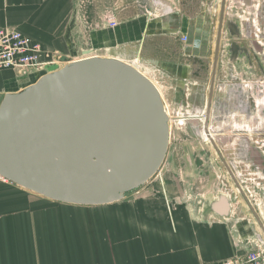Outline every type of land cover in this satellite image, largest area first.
Here are the masks:
<instances>
[{
	"label": "crops",
	"instance_id": "crops-1",
	"mask_svg": "<svg viewBox=\"0 0 264 264\" xmlns=\"http://www.w3.org/2000/svg\"><path fill=\"white\" fill-rule=\"evenodd\" d=\"M72 6V0H0V27L41 31L46 47L65 57L107 48L105 56L145 63L152 59L151 43L168 32L186 33L189 50L195 39V27L185 22L190 17L172 28L168 14L143 11L110 28L112 9L85 10L71 22ZM170 68L173 75L186 70L177 61ZM1 71L14 76L3 81L0 93L22 77ZM164 170L162 180L150 179L100 206L54 201L0 176V264H211L252 249L255 226L248 217L222 216L217 207L197 210Z\"/></svg>",
	"mask_w": 264,
	"mask_h": 264
},
{
	"label": "water",
	"instance_id": "water-1",
	"mask_svg": "<svg viewBox=\"0 0 264 264\" xmlns=\"http://www.w3.org/2000/svg\"><path fill=\"white\" fill-rule=\"evenodd\" d=\"M226 8L227 0H221L208 115ZM63 60L47 64L35 82L0 93V176L62 203L120 201L153 178L166 159L171 125L164 98L135 64L118 57L85 50L79 59ZM238 98L246 110V95L240 92ZM227 140L219 137V143ZM228 202L226 197L215 202L222 216L231 213ZM253 213L264 233L263 221Z\"/></svg>",
	"mask_w": 264,
	"mask_h": 264
},
{
	"label": "rangeland",
	"instance_id": "rangeland-1",
	"mask_svg": "<svg viewBox=\"0 0 264 264\" xmlns=\"http://www.w3.org/2000/svg\"><path fill=\"white\" fill-rule=\"evenodd\" d=\"M72 2L71 22L85 10L103 14L112 9L121 21L143 11L154 17L168 14L165 21L172 28L180 17H190L185 21L195 27V39L192 38L190 50L188 47L183 49L180 35L177 33L176 36L173 30V33L168 32L159 41L157 39L151 43V51L154 49L151 61L145 63L139 57L136 58V62L144 64L141 69L160 86L164 101L170 108L169 150L161 169L151 180H162L160 173L165 169L166 175L172 174L167 180L171 184L172 181L175 183L176 192L182 191L189 196L193 206L205 213L212 212L214 208L216 210L215 202L220 198H228L231 213L241 218L246 216L254 224L255 239L251 248L260 247L264 257V233L253 213V210L256 211L264 223V0H227L229 7L226 8L209 115L204 112L209 97L221 0ZM29 33L41 43L46 60L59 64L65 62V56L57 55L41 41V31L38 35ZM81 56L82 52H78L68 58L79 59ZM176 61L186 69L184 74L173 75L170 72L171 63ZM41 73L37 68H32L19 77L13 86L4 90L17 91L35 82ZM13 76L11 71H1L0 85ZM240 92L247 97L246 110L241 107V99L238 98ZM194 115L204 117L188 120ZM208 133L228 137L225 143H219L224 159L213 144L207 142ZM224 160L236 165L234 169L244 189L243 193Z\"/></svg>",
	"mask_w": 264,
	"mask_h": 264
},
{
	"label": "built area",
	"instance_id": "built-area-1",
	"mask_svg": "<svg viewBox=\"0 0 264 264\" xmlns=\"http://www.w3.org/2000/svg\"><path fill=\"white\" fill-rule=\"evenodd\" d=\"M228 7L227 5V8ZM118 24L117 15L114 12H110L106 18V25L110 28H115ZM179 35L180 41L184 44L183 49L186 50L189 43V36L183 32H180ZM90 50L92 55L105 56L104 53L108 52L107 48L104 53L101 49ZM81 57H83V53ZM56 58L60 59L58 56H56ZM132 60L136 61V58ZM127 61L129 62V60ZM54 62L53 60H46L44 50L39 41H36L16 27H0V70H12L15 74L18 70L20 76H23L32 68H37V70L41 71L44 70L47 64ZM139 67L143 69L144 64H140ZM148 77L150 76L148 75ZM152 80L154 82V79ZM259 248L260 247H257L245 254H237L233 257L211 264H264V257L262 256L263 251Z\"/></svg>",
	"mask_w": 264,
	"mask_h": 264
},
{
	"label": "flooded vegetation",
	"instance_id": "flooded-vegetation-1",
	"mask_svg": "<svg viewBox=\"0 0 264 264\" xmlns=\"http://www.w3.org/2000/svg\"><path fill=\"white\" fill-rule=\"evenodd\" d=\"M207 106H206V109H205V115H206V113H207V109H208V100H207V104H206ZM202 118L203 119V117H204V115H203V117L202 116H198V115H194V116H191V117H189V119L188 120H196V119H198V118ZM219 137L220 136H218L217 134H215V133H208L207 134V136H206V140H207V142H211L212 143V138L214 139V141H216L218 144V147H219ZM213 144V143H212ZM214 146V145H213ZM216 149V148H215ZM250 150H252V149H250ZM249 152V151H248ZM225 163V162H224ZM231 167H232V170L234 171V174L236 175V171H235V169L234 168H236V165H230ZM233 178V177H232ZM236 178H237V175H236ZM237 180H238V178H237ZM235 181V180H234ZM239 181V180H238ZM221 199V198H220ZM219 199V200H220Z\"/></svg>",
	"mask_w": 264,
	"mask_h": 264
},
{
	"label": "bare ground",
	"instance_id": "bare-ground-1",
	"mask_svg": "<svg viewBox=\"0 0 264 264\" xmlns=\"http://www.w3.org/2000/svg\"><path fill=\"white\" fill-rule=\"evenodd\" d=\"M92 55V54H91ZM116 57V56H115ZM118 58H120V57H118ZM120 59H122V58H120ZM122 60H124V59H122ZM124 61H127L126 59L124 60ZM130 62V61H129ZM131 62H133L132 64H135L137 67H138V69L143 73V74H145L146 76H148L147 74H146V72L144 73V71L142 70V69H140V64L138 63V62H136V61H131ZM130 62V63H131ZM150 78V77H149ZM151 79V78H150ZM152 80V79H151ZM153 81V80H152ZM154 83L157 85V83L154 81ZM157 87H158V89L160 90V92H161V94H162V96H163V93H162V89L160 88V86L159 85H157ZM166 104V106H167V108H168V111H169V115H170V108H169V106H168V104L167 103H165ZM205 113V112H204ZM202 116V115H201ZM182 119H183V117H181ZM185 118V117H184ZM170 125H171V119H170ZM170 138H171V136H170Z\"/></svg>",
	"mask_w": 264,
	"mask_h": 264
}]
</instances>
